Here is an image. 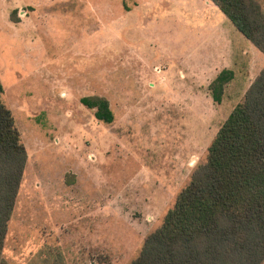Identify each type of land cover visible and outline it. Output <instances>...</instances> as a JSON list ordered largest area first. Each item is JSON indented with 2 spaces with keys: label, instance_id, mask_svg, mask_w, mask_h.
Wrapping results in <instances>:
<instances>
[{
  "label": "rangeland",
  "instance_id": "obj_1",
  "mask_svg": "<svg viewBox=\"0 0 264 264\" xmlns=\"http://www.w3.org/2000/svg\"><path fill=\"white\" fill-rule=\"evenodd\" d=\"M204 4L0 0L1 101L27 155L2 264H129L161 226L264 67ZM191 9L214 15L201 25ZM223 68L234 77L216 104L207 86ZM87 96L108 100L111 124Z\"/></svg>",
  "mask_w": 264,
  "mask_h": 264
},
{
  "label": "trees",
  "instance_id": "obj_2",
  "mask_svg": "<svg viewBox=\"0 0 264 264\" xmlns=\"http://www.w3.org/2000/svg\"><path fill=\"white\" fill-rule=\"evenodd\" d=\"M264 56V12L255 0H210ZM220 70L208 84L220 104L233 80ZM0 83V255L27 155ZM103 124L114 121L101 96L79 100ZM264 262V67L210 142L203 163L192 171L129 264H262ZM0 264L1 261H0ZM4 264V263H3Z\"/></svg>",
  "mask_w": 264,
  "mask_h": 264
},
{
  "label": "crops",
  "instance_id": "obj_3",
  "mask_svg": "<svg viewBox=\"0 0 264 264\" xmlns=\"http://www.w3.org/2000/svg\"><path fill=\"white\" fill-rule=\"evenodd\" d=\"M201 2H205V7H208V6H215V5H213L212 3H211V1L210 0H200ZM207 4V5H206ZM216 7V6H215ZM217 8V7H216ZM218 9V8H217ZM213 10L214 9H191L190 10V13L191 14H193V15H195V18H194V20L196 21V22H198V23H200L201 25L202 24H208V16H207V14H208V12H211L212 14H213ZM219 10V9H218ZM202 12H204V13H202ZM214 15V14H213ZM218 16V15H217ZM224 16V15H223ZM225 17V16H224ZM219 18V17H218ZM226 18V17H225ZM227 19V18H226ZM228 20V19H227ZM229 21V20H228ZM230 22V21H229ZM214 23V20H213V18H212V21H211V25ZM231 23V22H230ZM232 25V24H231ZM206 27H208V25L206 26ZM229 28H233L234 30H236L234 27H233V25H232V27H229ZM234 34V33H233ZM236 34V33H235ZM241 34V33H240ZM155 70L157 69L156 67L154 68ZM223 69H230L231 70V68H223ZM222 70V69H221ZM233 71V70H232ZM234 73V72H233ZM217 74V73H216ZM215 74V75H216ZM215 77V76H214ZM213 77V78H214ZM212 78V79H213ZM229 85V84H228ZM227 85V86H228ZM226 86V87H227ZM209 93V92H208Z\"/></svg>",
  "mask_w": 264,
  "mask_h": 264
}]
</instances>
